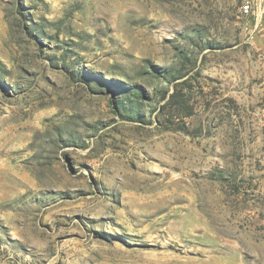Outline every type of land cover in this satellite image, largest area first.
<instances>
[{"label": "rangeland", "instance_id": "1", "mask_svg": "<svg viewBox=\"0 0 264 264\" xmlns=\"http://www.w3.org/2000/svg\"><path fill=\"white\" fill-rule=\"evenodd\" d=\"M0 264H264V0H0Z\"/></svg>", "mask_w": 264, "mask_h": 264}, {"label": "built area", "instance_id": "2", "mask_svg": "<svg viewBox=\"0 0 264 264\" xmlns=\"http://www.w3.org/2000/svg\"><path fill=\"white\" fill-rule=\"evenodd\" d=\"M245 9L248 11L250 9V6L249 5H246L245 6Z\"/></svg>", "mask_w": 264, "mask_h": 264}]
</instances>
